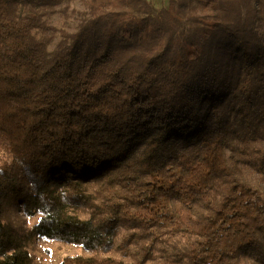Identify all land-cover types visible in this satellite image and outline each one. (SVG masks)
Masks as SVG:
<instances>
[{
  "label": "trees",
  "instance_id": "obj_1",
  "mask_svg": "<svg viewBox=\"0 0 264 264\" xmlns=\"http://www.w3.org/2000/svg\"><path fill=\"white\" fill-rule=\"evenodd\" d=\"M72 2L0 0V264H264V0Z\"/></svg>",
  "mask_w": 264,
  "mask_h": 264
},
{
  "label": "rangeland",
  "instance_id": "obj_2",
  "mask_svg": "<svg viewBox=\"0 0 264 264\" xmlns=\"http://www.w3.org/2000/svg\"><path fill=\"white\" fill-rule=\"evenodd\" d=\"M168 0H149V2L155 7H160L167 4ZM81 0H73L67 19H64L61 14H55L52 18L54 23L59 25L66 24L70 28H74L79 20V12L82 11ZM72 9V11H71ZM37 221V218L29 219V223L33 224ZM39 247L43 252L38 253V260L40 264H57L63 256L81 252L79 247L65 245L59 242H47L45 240L39 241Z\"/></svg>",
  "mask_w": 264,
  "mask_h": 264
}]
</instances>
